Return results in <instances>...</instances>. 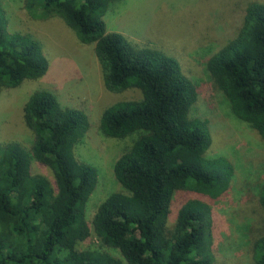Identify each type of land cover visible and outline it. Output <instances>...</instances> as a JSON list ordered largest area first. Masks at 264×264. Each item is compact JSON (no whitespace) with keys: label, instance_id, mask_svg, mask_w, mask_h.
Instances as JSON below:
<instances>
[{"label":"trees","instance_id":"trees-1","mask_svg":"<svg viewBox=\"0 0 264 264\" xmlns=\"http://www.w3.org/2000/svg\"><path fill=\"white\" fill-rule=\"evenodd\" d=\"M121 1L24 0L31 18H60L81 43L93 45L108 91L134 88L141 97L115 101L99 117L102 135L133 136L113 163L122 190L103 199L90 227L87 206L99 175L75 154L89 117L48 88L28 96L23 121L33 133L30 147L0 142V264H212L211 206L188 199L169 227L170 206L177 191L221 197L232 165L207 156L212 135L196 108L201 88L180 61L106 30L105 13ZM48 67L40 42L10 30L0 6V93L40 78ZM205 68L231 114L264 139V2L246 5L240 28ZM32 160L52 171L53 183L33 171ZM257 200L264 211V181ZM92 230L118 255L79 249ZM252 258L264 264V232L253 241Z\"/></svg>","mask_w":264,"mask_h":264},{"label":"rangeland","instance_id":"rangeland-1","mask_svg":"<svg viewBox=\"0 0 264 264\" xmlns=\"http://www.w3.org/2000/svg\"><path fill=\"white\" fill-rule=\"evenodd\" d=\"M250 1L253 0H123L110 7L103 17L107 31L119 32L139 46L156 47L176 57L201 88L196 108L209 120L212 135L207 156L225 157L232 165V178L227 191L217 199L177 191L170 206L168 226H173L177 211L186 200L200 198L207 202L213 221L212 264H254L252 244L264 232V211L257 200V188L264 181V139L231 114L225 97L205 68L207 58L238 31ZM0 6L9 29L30 33L40 42L49 61L47 72L40 78L1 91L0 142L30 147L33 133L23 121V105L38 88H48L63 105L83 110L91 126L76 146L75 154L93 165L99 175L87 206L91 227L103 199L111 192L122 190L113 176V163L130 145L133 136L115 139L102 135L98 129L99 117L113 102L138 99L141 93L134 88L108 91L93 45L81 43L60 18H31L24 0H0ZM32 168L53 183V173L48 167L32 160ZM78 248L118 255L102 245L93 230L79 242Z\"/></svg>","mask_w":264,"mask_h":264}]
</instances>
